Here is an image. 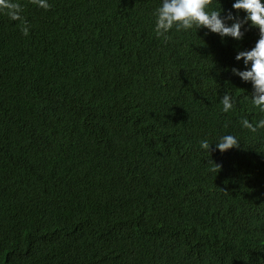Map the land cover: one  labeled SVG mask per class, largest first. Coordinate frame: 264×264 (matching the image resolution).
Here are the masks:
<instances>
[{"label":"trees","instance_id":"1","mask_svg":"<svg viewBox=\"0 0 264 264\" xmlns=\"http://www.w3.org/2000/svg\"><path fill=\"white\" fill-rule=\"evenodd\" d=\"M160 3L0 0V264H264V111L232 71L256 38L159 37Z\"/></svg>","mask_w":264,"mask_h":264},{"label":"clouds","instance_id":"2","mask_svg":"<svg viewBox=\"0 0 264 264\" xmlns=\"http://www.w3.org/2000/svg\"><path fill=\"white\" fill-rule=\"evenodd\" d=\"M41 4L47 6V0H40ZM222 5V4H221ZM232 8L244 11L236 14L230 9L225 15L224 8H210L209 0H161V3L154 10L155 14V32L159 37L167 38L170 31L187 30L195 26L197 29L205 27L210 33L219 36L222 39L234 38L243 39L244 29H250L256 38L252 45L243 47L235 52L236 59H243L245 65H250L244 69L233 67L232 71L239 75L245 81H251L254 88L251 99L261 111H264V0H233ZM222 110L229 112L233 109L235 98L233 93L227 91L221 97ZM161 124L165 126L167 122L161 119ZM241 125L256 131L257 128H264V118L253 123L247 117L242 118ZM165 129L157 128L159 138H168ZM225 152L234 146H239V137L235 133L222 134L215 142L209 139H201L200 146L202 149L210 151L213 149ZM142 150H133L131 155L134 164L143 159ZM216 165H219L215 163ZM221 167V165H219ZM244 174L238 176L239 182ZM202 237L205 236L211 242V245L219 247L215 253V263L220 256L223 246L219 245V234L213 231H203ZM223 242V241H222ZM226 254L231 256L226 250ZM233 257V256H232ZM202 264V261H201Z\"/></svg>","mask_w":264,"mask_h":264}]
</instances>
